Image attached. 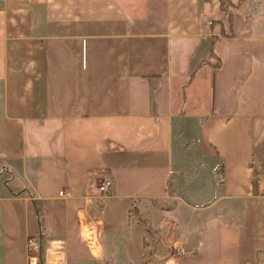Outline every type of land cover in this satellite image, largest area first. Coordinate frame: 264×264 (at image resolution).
<instances>
[{"label": "crops", "instance_id": "crops-1", "mask_svg": "<svg viewBox=\"0 0 264 264\" xmlns=\"http://www.w3.org/2000/svg\"><path fill=\"white\" fill-rule=\"evenodd\" d=\"M218 3L0 0V264H264V13Z\"/></svg>", "mask_w": 264, "mask_h": 264}, {"label": "rangeland", "instance_id": "rangeland-1", "mask_svg": "<svg viewBox=\"0 0 264 264\" xmlns=\"http://www.w3.org/2000/svg\"><path fill=\"white\" fill-rule=\"evenodd\" d=\"M227 3L228 4H227L226 9L228 11L227 12L221 11V13L217 17L214 18L215 20L213 19L212 21H210L208 23V26L211 25L210 23L215 24L216 22H220L223 24L224 27H227V21L229 19L230 14L236 12L237 10H239L245 6H248V8H247V14L248 15L253 16V14H258L261 12L264 13V0H244L242 2L241 1L239 2V0H229V2H227ZM218 5H219V11H220V3H218ZM214 30L216 31V28ZM194 157L196 158V162L198 164V159H197L195 154H194ZM211 168H212V163H209V162L203 163L202 170L209 172V176L212 172ZM157 262L159 263L160 260Z\"/></svg>", "mask_w": 264, "mask_h": 264}, {"label": "trees", "instance_id": "trees-1", "mask_svg": "<svg viewBox=\"0 0 264 264\" xmlns=\"http://www.w3.org/2000/svg\"><path fill=\"white\" fill-rule=\"evenodd\" d=\"M240 1L242 2L244 0H239V2ZM227 2H229V0H219V3H220V11H223V12H225V11L227 12L228 11L226 9L227 4H228ZM262 182H263L262 173L261 172L254 171L253 172L252 186H253V193L255 195L262 194Z\"/></svg>", "mask_w": 264, "mask_h": 264}, {"label": "built area", "instance_id": "built-area-1", "mask_svg": "<svg viewBox=\"0 0 264 264\" xmlns=\"http://www.w3.org/2000/svg\"><path fill=\"white\" fill-rule=\"evenodd\" d=\"M110 186H111L110 181H105L99 186L98 189L101 193H106L109 190ZM59 195L62 196V193H59ZM28 247L32 252H35V253L38 252L39 250L38 243L34 240L28 241Z\"/></svg>", "mask_w": 264, "mask_h": 264}]
</instances>
